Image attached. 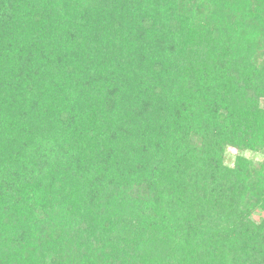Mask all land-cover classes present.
<instances>
[{
    "label": "trees",
    "instance_id": "1",
    "mask_svg": "<svg viewBox=\"0 0 264 264\" xmlns=\"http://www.w3.org/2000/svg\"><path fill=\"white\" fill-rule=\"evenodd\" d=\"M263 101L264 0H0V264H264Z\"/></svg>",
    "mask_w": 264,
    "mask_h": 264
},
{
    "label": "rangeland",
    "instance_id": "2",
    "mask_svg": "<svg viewBox=\"0 0 264 264\" xmlns=\"http://www.w3.org/2000/svg\"><path fill=\"white\" fill-rule=\"evenodd\" d=\"M262 105H264V101H263ZM253 218L256 220L258 218V216L254 215Z\"/></svg>",
    "mask_w": 264,
    "mask_h": 264
}]
</instances>
